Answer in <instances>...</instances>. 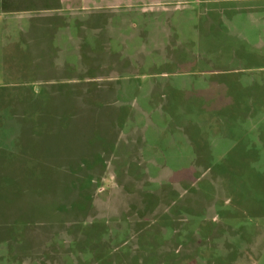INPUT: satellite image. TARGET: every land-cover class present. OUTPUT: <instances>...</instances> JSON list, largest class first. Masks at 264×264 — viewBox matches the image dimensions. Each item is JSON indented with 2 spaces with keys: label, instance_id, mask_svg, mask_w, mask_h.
Masks as SVG:
<instances>
[{
  "label": "rangeland",
  "instance_id": "374dc122",
  "mask_svg": "<svg viewBox=\"0 0 264 264\" xmlns=\"http://www.w3.org/2000/svg\"><path fill=\"white\" fill-rule=\"evenodd\" d=\"M109 1L0 10V264H264V0Z\"/></svg>",
  "mask_w": 264,
  "mask_h": 264
},
{
  "label": "crops",
  "instance_id": "0c3cea01",
  "mask_svg": "<svg viewBox=\"0 0 264 264\" xmlns=\"http://www.w3.org/2000/svg\"><path fill=\"white\" fill-rule=\"evenodd\" d=\"M62 1H65V0H62ZM102 1L106 2L108 4H110V2H111L109 0H102ZM32 2L33 3H40V2L42 3V2H46V0H0V10H2V12L4 14V18H8L10 20H13V19L17 20V23L20 24V22L22 23V21H21L22 19L19 17L20 13L24 12V9H29ZM5 10H10V11H5ZM3 19H1V20H3ZM17 29H19V30H17L18 32L19 31L21 33L25 32L22 25L19 26V28H17Z\"/></svg>",
  "mask_w": 264,
  "mask_h": 264
},
{
  "label": "trees",
  "instance_id": "16d2710c",
  "mask_svg": "<svg viewBox=\"0 0 264 264\" xmlns=\"http://www.w3.org/2000/svg\"><path fill=\"white\" fill-rule=\"evenodd\" d=\"M6 9V8H5ZM5 11H10V10H5Z\"/></svg>",
  "mask_w": 264,
  "mask_h": 264
}]
</instances>
